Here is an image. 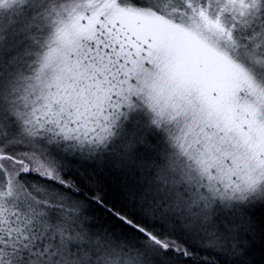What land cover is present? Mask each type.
<instances>
[{"label":"snow or ice","instance_id":"snow-or-ice-1","mask_svg":"<svg viewBox=\"0 0 264 264\" xmlns=\"http://www.w3.org/2000/svg\"><path fill=\"white\" fill-rule=\"evenodd\" d=\"M0 264H264V0H0Z\"/></svg>","mask_w":264,"mask_h":264}]
</instances>
